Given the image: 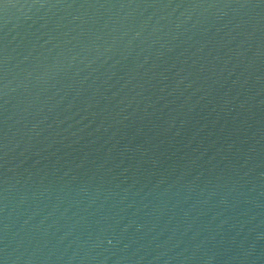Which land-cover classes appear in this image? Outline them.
Here are the masks:
<instances>
[{
  "label": "water",
  "instance_id": "95a60500",
  "mask_svg": "<svg viewBox=\"0 0 264 264\" xmlns=\"http://www.w3.org/2000/svg\"><path fill=\"white\" fill-rule=\"evenodd\" d=\"M0 264H264V0H0Z\"/></svg>",
  "mask_w": 264,
  "mask_h": 264
}]
</instances>
